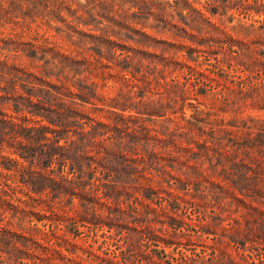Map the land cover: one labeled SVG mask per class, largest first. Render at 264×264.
Here are the masks:
<instances>
[{"label": "trees", "instance_id": "trees-1", "mask_svg": "<svg viewBox=\"0 0 264 264\" xmlns=\"http://www.w3.org/2000/svg\"><path fill=\"white\" fill-rule=\"evenodd\" d=\"M263 27L253 42H262ZM226 37L229 80L200 83L209 73L179 62L199 75L193 96L210 82L219 87L218 109L264 107V55ZM0 41V254L8 264H180L164 258L166 245L191 235L184 225L193 216L180 209L205 214L216 204L228 213L231 240L260 243L264 256V118L173 115L187 82L131 53L66 54L70 75L68 64L37 63L32 41L11 34ZM222 61L217 55L211 64ZM109 80L115 94L103 89ZM139 113L167 117L151 127L138 124ZM133 211L141 222L130 224ZM82 226L95 234L107 227L108 246L79 241ZM139 238L163 248L152 253ZM116 240L124 243L111 247Z\"/></svg>", "mask_w": 264, "mask_h": 264}, {"label": "rangeland", "instance_id": "rangeland-1", "mask_svg": "<svg viewBox=\"0 0 264 264\" xmlns=\"http://www.w3.org/2000/svg\"><path fill=\"white\" fill-rule=\"evenodd\" d=\"M247 4L251 9H247ZM262 24L264 0H0V35L11 34L35 43L38 49L37 54L34 52L37 63L55 67L56 70L62 64H68L65 72L71 75V62L64 57L66 54L81 58L102 50L105 57L111 58L113 55L131 53L135 62L141 59L144 65L155 66L157 71L164 70L168 77L176 76L182 84L187 82V96L180 99L173 114L187 118H264V107L258 105H243L239 110L231 107L221 110L213 103V98L219 94V87L213 86L217 84L216 79H221L223 83L233 77L234 69L229 67L228 59L224 57L229 53L226 34L232 33L236 39L251 42L255 53L262 56L264 35L261 36V43L253 42L258 38ZM0 44L4 42L0 41ZM217 55L223 59L220 67L211 64L216 61ZM183 61L196 70L209 73L203 80L201 77L200 83L213 80V85L210 82L204 85L207 90L204 88L197 98L193 96L192 83L199 75L189 70L188 66H180L179 62ZM112 84L113 80H109L104 91L115 94L116 88ZM125 112L136 113V109L128 108ZM139 114L138 124L145 123L151 127L167 117ZM207 165L208 161L204 166ZM197 187V184L191 183L188 191L195 192ZM179 189L182 192L186 190ZM165 202L169 204L167 200ZM180 210L187 219H190L189 215L193 216L191 226L187 228L184 225L185 232L191 235L186 233L181 240H173L166 245L167 255L164 258L180 264L261 263L264 256L261 255L260 243L252 244L251 240L245 246L234 243L230 232L223 227L228 223V213L217 204L209 206L205 214L192 206ZM236 214L239 215L240 211ZM136 215L133 211V216H129L130 224L138 219L141 222L142 218H136ZM41 223L38 222L39 225ZM82 229L84 231L77 236L79 241H92L96 237V246L102 244L103 249L108 246L107 242H103L106 236L102 234L107 227L98 229L97 234L88 227L82 226ZM123 229L124 232L128 230L127 227ZM130 231L134 232L132 228ZM140 241L143 243V239ZM123 243V240H116L111 247L117 248ZM143 247L152 253H157L154 251L156 248H163L153 241L146 245L143 243ZM186 254L190 256L189 260L185 259ZM29 263L28 259L19 262ZM0 264H8L7 254H0Z\"/></svg>", "mask_w": 264, "mask_h": 264}]
</instances>
